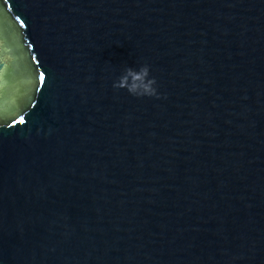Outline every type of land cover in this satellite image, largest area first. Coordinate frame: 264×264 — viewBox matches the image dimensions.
Here are the masks:
<instances>
[{
    "label": "water",
    "instance_id": "1",
    "mask_svg": "<svg viewBox=\"0 0 264 264\" xmlns=\"http://www.w3.org/2000/svg\"><path fill=\"white\" fill-rule=\"evenodd\" d=\"M0 264H264V0H0Z\"/></svg>",
    "mask_w": 264,
    "mask_h": 264
},
{
    "label": "clouds",
    "instance_id": "2",
    "mask_svg": "<svg viewBox=\"0 0 264 264\" xmlns=\"http://www.w3.org/2000/svg\"><path fill=\"white\" fill-rule=\"evenodd\" d=\"M128 75L133 77V83L129 85V91L137 96H159L160 93L157 87V80L150 76V66L145 64L139 71L129 68L128 74L116 82V87H121L127 84Z\"/></svg>",
    "mask_w": 264,
    "mask_h": 264
},
{
    "label": "snow or ice",
    "instance_id": "3",
    "mask_svg": "<svg viewBox=\"0 0 264 264\" xmlns=\"http://www.w3.org/2000/svg\"><path fill=\"white\" fill-rule=\"evenodd\" d=\"M21 23H23V21H21Z\"/></svg>",
    "mask_w": 264,
    "mask_h": 264
}]
</instances>
